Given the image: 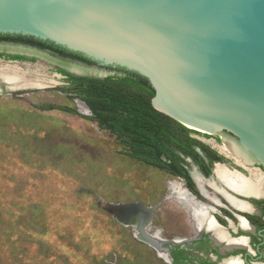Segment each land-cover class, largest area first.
<instances>
[{
    "label": "rangeland",
    "instance_id": "374dc122",
    "mask_svg": "<svg viewBox=\"0 0 264 264\" xmlns=\"http://www.w3.org/2000/svg\"><path fill=\"white\" fill-rule=\"evenodd\" d=\"M25 53L37 62L0 61V70L18 65L36 85L13 90L0 80V264H165L112 212L133 201L153 206L155 188L162 200L173 179L149 145L138 147L101 117L105 90L132 89L102 72L73 85L55 69L61 60ZM162 115V128L190 149L183 128ZM139 153L155 164L134 158ZM157 223L167 227L164 211Z\"/></svg>",
    "mask_w": 264,
    "mask_h": 264
},
{
    "label": "water",
    "instance_id": "95a60500",
    "mask_svg": "<svg viewBox=\"0 0 264 264\" xmlns=\"http://www.w3.org/2000/svg\"><path fill=\"white\" fill-rule=\"evenodd\" d=\"M0 35L52 43L147 79L155 110L264 167V0H0ZM141 203L114 205L138 213ZM136 237L147 232L151 209Z\"/></svg>",
    "mask_w": 264,
    "mask_h": 264
},
{
    "label": "flooded vegetation",
    "instance_id": "af4514ba",
    "mask_svg": "<svg viewBox=\"0 0 264 264\" xmlns=\"http://www.w3.org/2000/svg\"><path fill=\"white\" fill-rule=\"evenodd\" d=\"M11 49L18 52H11ZM25 51L49 53L61 60L66 65L57 66L55 69L58 73L65 70L75 77L91 78L95 74L98 77L102 72L106 77L114 75L134 81V78H127V74L118 68L104 67L96 62L89 64L26 41L0 39V61L3 64L36 63L37 56L28 55ZM11 56H22L28 60L13 59ZM69 67H77L78 73L71 71ZM64 79L68 77L64 75ZM164 130L167 132L166 128L159 129ZM195 132L203 138L193 137L192 131L186 133L191 141L190 149L183 150L180 144L173 145L172 135L168 132L171 137L167 138L166 145L153 147V157L159 156L164 170L173 179L167 182L162 200L157 199L159 189L155 188L153 206L136 201L127 202L143 205L137 214L133 210L122 208L120 223L135 228L136 235L137 229L132 224L142 226L145 214L151 209L153 233L149 234L153 235L155 243L153 251L165 264H231L234 260L240 264H264V167L249 165L243 156H238L235 145L231 142L234 137L228 133L210 135ZM228 147L231 149H227ZM182 162L186 164L183 165ZM217 166L236 172L245 179L250 178L248 170H258L261 176L258 193L243 195L230 189L215 175ZM196 177H200L201 187L196 183ZM179 194L186 198L180 199ZM163 211L167 227L157 223Z\"/></svg>",
    "mask_w": 264,
    "mask_h": 264
},
{
    "label": "trees",
    "instance_id": "16d2710c",
    "mask_svg": "<svg viewBox=\"0 0 264 264\" xmlns=\"http://www.w3.org/2000/svg\"><path fill=\"white\" fill-rule=\"evenodd\" d=\"M0 39L26 41L32 44H37L45 48L52 49L62 56L73 57L76 59L78 58L82 61L88 62L89 64L94 63L93 61L83 57L80 54L72 53L64 48L55 46L52 43L35 40L30 37L0 35ZM11 58L18 60H28L27 58H24L22 56H11ZM118 69L126 73L128 76L127 78H134V81L122 78L124 82L132 89L131 91L133 92L125 93L113 90H105V99L102 97V99L104 100L102 101L103 105L101 106V117L103 118V121L111 123L116 131L130 136V140L136 141L138 147L146 144L149 145L151 149H153L154 146H157L159 144H163L165 146L167 143V138L169 139L171 136H169L165 130L159 131L162 126L158 121V118L162 114L152 107V102L149 101V103H146V101L141 98L140 95V92H145L151 98L154 97V91L150 87L149 82L147 81V79L143 78L137 73L127 71L123 68ZM60 73L62 75L67 76L68 80L73 85H81V80L87 79L83 77H75L74 75L65 70H60ZM165 117L169 118L168 116ZM182 128L185 133H191V131L186 127L182 126ZM172 141L173 145L180 144V147H183V150L187 149L186 147H184V144L180 140L175 139L173 136ZM155 148L159 150L158 147ZM151 155H153V152ZM145 157H150V155H144L143 153H139V156L134 158L146 163L151 162L150 164L152 165L155 164L152 163L151 159ZM154 159L159 160V156L153 157V160Z\"/></svg>",
    "mask_w": 264,
    "mask_h": 264
},
{
    "label": "bare ground",
    "instance_id": "6f19581e",
    "mask_svg": "<svg viewBox=\"0 0 264 264\" xmlns=\"http://www.w3.org/2000/svg\"><path fill=\"white\" fill-rule=\"evenodd\" d=\"M30 78L31 76L24 73L19 68L18 65L17 66L4 65V67L0 70V80L8 84L10 88L13 90L17 88L19 89V88H28L31 86H36L33 84ZM188 127L196 131L203 132L193 127H190V126ZM229 148L230 147H228L227 149ZM234 148L238 153L237 155L239 156L238 149L236 147ZM223 150H226V149H223ZM248 171L250 172V178L245 179L236 172H231L222 166H217L215 170V175L224 185L236 191L237 193L243 194V195H255L258 193V188L261 183V176L258 170H248ZM195 181L199 185V187L202 186V181L200 177H196ZM231 264H240V262L237 260H234L231 262Z\"/></svg>",
    "mask_w": 264,
    "mask_h": 264
}]
</instances>
